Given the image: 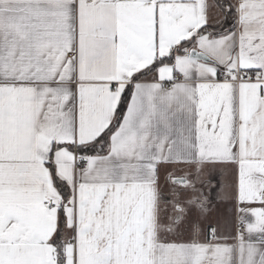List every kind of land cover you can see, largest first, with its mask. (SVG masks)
I'll return each instance as SVG.
<instances>
[{
  "label": "snow or ice",
  "instance_id": "obj_1",
  "mask_svg": "<svg viewBox=\"0 0 264 264\" xmlns=\"http://www.w3.org/2000/svg\"><path fill=\"white\" fill-rule=\"evenodd\" d=\"M0 264H264V0H0Z\"/></svg>",
  "mask_w": 264,
  "mask_h": 264
}]
</instances>
